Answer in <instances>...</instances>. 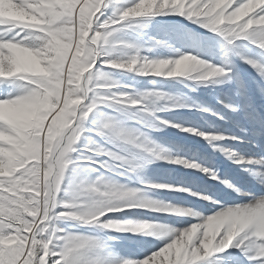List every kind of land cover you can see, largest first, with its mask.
<instances>
[{"label": "snow or ice", "instance_id": "1", "mask_svg": "<svg viewBox=\"0 0 264 264\" xmlns=\"http://www.w3.org/2000/svg\"><path fill=\"white\" fill-rule=\"evenodd\" d=\"M173 14L219 34L225 41L226 52H235L264 80V0H127L126 3L121 0H0V68L7 73L0 75V103L46 101L50 104L41 113L42 119L28 128L0 120V133L12 138V142L0 141L3 153L0 165L6 169L0 175V264H226L223 256L211 261L207 258L223 253L230 246L249 264H264V195L245 194L239 189L234 190L249 196L248 201L233 207L220 204L221 210L215 215L243 214L249 217V222L227 244L224 241L228 227L222 228L216 234V248L211 253L205 243L209 216L196 212L187 214L201 222L190 227L153 228V235L167 239L163 246L157 245V250H149L138 261L114 256L104 239L70 234L57 226L58 221L70 217L85 224L98 223L102 228L125 230L124 225L103 223L99 218L113 210L156 207L142 198L141 190L106 182L103 175L88 183L86 177H79V173L86 171L81 162L88 161L109 171L121 169L122 174H127L136 172L152 159H167V151L154 144L139 128L124 125L129 121L147 128L168 125L170 122L158 120L156 116L165 110L158 101L170 102L171 108L188 107L163 91H128L118 81H109L97 64L171 78L185 76L175 75L172 70L177 64L194 58L201 71L195 76L188 74L190 79L203 82L219 76L223 79L212 82L224 83L233 78L231 69L203 63L183 52H179L178 59H150L140 56L137 48L127 62H115L105 47L112 43L109 38L123 28L146 27L154 17ZM129 18L142 19L134 24ZM241 39L258 46L262 58L249 56L247 45L237 43ZM157 46L170 45L167 40L156 39L153 47ZM13 48L35 57L42 71L15 72L10 63ZM161 65H167L168 70L155 72ZM105 104L114 110L113 114L100 113L98 105ZM225 107L236 110L230 104ZM89 121L94 127L85 126ZM182 130L205 135L194 129ZM85 133L91 135L85 150L81 151L78 141ZM94 137L105 138L106 145L101 146ZM72 153L77 154L75 158L69 155ZM226 154L242 162L236 154ZM170 162L198 167L182 159ZM69 165H72V177L65 186L62 179ZM212 176L216 178L215 173ZM194 225L197 230L189 237ZM236 264L243 261L237 258Z\"/></svg>", "mask_w": 264, "mask_h": 264}, {"label": "rangeland", "instance_id": "2", "mask_svg": "<svg viewBox=\"0 0 264 264\" xmlns=\"http://www.w3.org/2000/svg\"><path fill=\"white\" fill-rule=\"evenodd\" d=\"M126 2L127 0H121V3ZM129 19L135 23L142 18ZM154 23L155 28H152ZM151 29L154 30L148 32ZM125 30H127V33H125ZM200 33L212 34L219 40L212 38L209 42L207 37L200 35ZM109 39L112 43L105 47L109 49L115 62H127V58L135 55L138 48L140 56H146L150 59H178L179 52H183L194 56L203 63L231 69V75L233 76L240 70V72L250 76L252 83L254 82L251 73L257 74L254 68L241 60L235 52H226L224 48L225 41L219 34L212 33L185 17L175 14L154 17L146 27L123 28L120 32L114 33L113 37ZM156 39L167 40L170 46L153 47V42ZM237 43L247 45L246 51L249 56L257 60L262 58L258 46H254L243 39ZM128 45L133 47H128ZM251 48H257L258 51H251ZM10 63L14 66L15 72L23 71L35 74L42 71L40 62L21 49H12ZM96 67L106 73L109 81H118L119 85L125 87L128 91H163L168 95L177 97L188 107L171 108L168 107L170 102L158 101V105L165 110L158 112L156 116L158 120L170 122L168 125L147 128L139 125L136 121L126 122L124 125L126 128H139L154 144L167 151V159H152L150 163L138 168L136 172L127 174H122L121 169L109 171L88 161L81 162V166L86 171L79 173V177H86L88 183L94 182L98 176L103 175L106 182L122 184L126 188L141 190L142 198L156 205L152 208L131 207L123 210H113L99 218L103 223L130 224L141 227L142 231L133 232L115 227L102 228L98 223L85 224L70 217L58 221L57 226L59 228L74 235L104 239L114 256L138 261L142 260L149 250H157V245L163 246V242L167 239L165 236L153 235V228L183 229L184 227H190L192 223H200L201 221L196 216L188 215V212H196L204 217L214 215L221 210L219 208L220 204L233 207L248 201L249 196L240 195L234 189H239L241 193L252 194L254 189L260 188L262 184L260 176L264 174V171L263 174L260 171H262V167L264 168V163L257 162L264 161V154L254 158L251 155L254 150L264 151V93L260 92V95H258V102L262 104L258 103L251 107V105L244 103L243 105L241 102H243L242 96L251 94L253 90L248 92L243 88L240 92L242 87L236 79H233L232 82H228V80L224 83H213L214 80L223 79L219 76H213L209 77L208 81L200 82L190 79L187 75L161 78L153 75L137 74L135 69H117L100 64H97ZM6 74L0 68V75ZM192 75L195 76L196 73H192ZM258 77L257 74L254 83L255 90L264 86V80H259ZM205 97L209 98L211 102L210 100L204 102L202 99ZM226 104L233 105L236 110L226 108ZM243 106H246V108ZM49 107L50 104L46 101L42 103L18 101L7 108L0 106V120H9L20 128H28L41 120V113L47 111ZM98 107L100 113L105 115H111L114 112L106 104L98 105ZM243 111L250 112L245 115ZM209 112H212V114L208 115ZM203 113H207L206 116ZM255 118L260 120L257 121L259 123L253 121ZM232 124L233 126L230 127ZM85 126L94 127L90 121ZM182 129H194L205 135H196ZM89 135L91 134H83L81 141H78L81 151L85 150L84 146L87 144ZM213 137H220V139H213ZM94 138L101 146H105L107 143L105 138ZM6 139L12 142V138H6L0 133V141ZM187 144L192 145V147L189 148V146H186ZM195 148H209L210 154L213 155L215 160H219V156L223 157L225 163L222 162V164L228 169L225 184L214 179L210 169L202 171L201 169L204 168L201 164H197V168H192L186 164L170 162L182 159L188 163H195L192 159ZM18 150L22 149L18 147ZM229 152L242 158V162L238 163L236 159L226 154ZM2 154L0 152V155ZM69 155L75 158L77 154L72 153ZM95 158L99 160L108 159L107 157ZM71 168L72 165H69L65 177L62 179V184L65 186L71 182ZM219 171L221 174L223 169L219 168ZM5 172V167L0 165V175H4ZM183 173L184 177L179 175ZM222 177L224 179L223 175ZM150 185L157 187L149 188ZM200 186L203 189L208 188L211 192L215 188L217 193H211L208 197ZM223 189L225 193L228 192V194L234 195L232 203L228 204L226 199L221 198L220 192ZM218 198L221 199V203L211 207L212 201ZM208 209L210 211L204 214L203 211ZM109 237L114 239H108ZM233 243H235V238ZM237 253L240 252L230 246L223 253H214L213 256L207 258V261L220 259L223 256L226 264H235L233 257Z\"/></svg>", "mask_w": 264, "mask_h": 264}, {"label": "clouds", "instance_id": "3", "mask_svg": "<svg viewBox=\"0 0 264 264\" xmlns=\"http://www.w3.org/2000/svg\"><path fill=\"white\" fill-rule=\"evenodd\" d=\"M168 70L167 65H161L154 69L157 73H164ZM175 75H188L192 73L200 72V66L195 62L194 58L183 61L180 64H177L172 70ZM0 106L7 108L9 105H5L0 103ZM227 221V222H225ZM249 222V217L243 214H231L228 216H216L210 215L206 220L205 225V235L207 237L205 243L207 246V251L211 253L216 248V234L225 226L228 227L227 237L224 241V244H227L231 241L232 237L239 233ZM125 226V230H130L133 232L142 231L141 227L132 226L130 224H123ZM221 225L223 226L221 228ZM197 230V226H193V229L188 233L189 237L194 234ZM219 230V231H218Z\"/></svg>", "mask_w": 264, "mask_h": 264}, {"label": "trees", "instance_id": "4", "mask_svg": "<svg viewBox=\"0 0 264 264\" xmlns=\"http://www.w3.org/2000/svg\"><path fill=\"white\" fill-rule=\"evenodd\" d=\"M135 24V23H134ZM135 27V26H134ZM152 28H155V23H154V25L152 26ZM152 30H154V29H151V30H148V32H150V31H152ZM190 32H192V33H195L194 31H191V30H189ZM125 33H127V30H125ZM199 34V33H198ZM206 37H207V39L209 40V42L211 41L210 39H212V38H216L215 36H213L212 34H207V35H205ZM216 39H218V38H216ZM219 40V39H218ZM251 50H255V48H251ZM237 256H241V254L239 253Z\"/></svg>", "mask_w": 264, "mask_h": 264}]
</instances>
